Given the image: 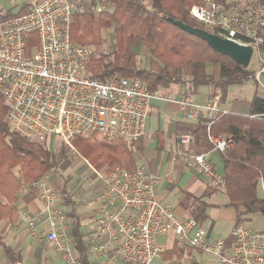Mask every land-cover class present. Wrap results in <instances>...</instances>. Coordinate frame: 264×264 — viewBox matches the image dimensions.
<instances>
[{
  "label": "built area",
  "instance_id": "built-area-1",
  "mask_svg": "<svg viewBox=\"0 0 264 264\" xmlns=\"http://www.w3.org/2000/svg\"><path fill=\"white\" fill-rule=\"evenodd\" d=\"M111 7V0H32L25 14L0 20V97L15 133L48 149L59 140L73 154H78L73 144L76 138L130 145L146 135L151 100L157 92L137 77L93 76L88 66L96 48L71 39L74 15L99 17ZM189 13L221 37L252 46L253 57L257 54L261 64L260 78L264 73L260 51L264 0H203L202 5L191 6ZM179 107L189 122L207 121L213 151L232 149V135L210 133L217 116L230 112L220 107L218 99L205 104L182 100ZM194 145L192 132H179L174 162L182 161L186 169L203 174L211 190H225L226 179L213 165L210 153H197ZM96 173L102 189L94 201L97 220L87 250L97 258L111 262L115 251L126 264H154L165 251L158 238L174 235L179 248L205 253L212 264H264V232L239 225L231 233L230 245L224 239L211 241L195 218L179 217L171 204L158 200V173L140 164L133 172L115 166L108 173ZM261 187L264 192L263 180ZM22 191L41 195L49 225L45 239L62 263L82 264L58 191L46 179L25 184ZM29 225L35 226V217H29Z\"/></svg>",
  "mask_w": 264,
  "mask_h": 264
},
{
  "label": "trees",
  "instance_id": "trees-1",
  "mask_svg": "<svg viewBox=\"0 0 264 264\" xmlns=\"http://www.w3.org/2000/svg\"><path fill=\"white\" fill-rule=\"evenodd\" d=\"M111 2L110 10L99 17L76 14L72 21L71 39L78 44L99 46L103 42V31L112 30L115 39L113 50L108 55L96 53L91 58L88 71L93 76L104 78L120 74L129 78L137 77L154 92L184 84L182 71L189 64H195L192 83L196 86L214 82L204 74L206 63L220 65L221 77L218 82L244 83L252 76L255 77V72H251L240 80L233 79L237 72L243 70L242 66L214 51L202 39L168 21V18H173L217 34V31L212 32L194 20L189 13L191 6L202 5L203 0ZM143 49L150 53L147 67H139L137 63ZM260 51L264 53V45L260 47ZM7 114L8 107L0 97V219H9L15 223L18 219L17 194L22 187L25 184L32 186L50 174L56 175L61 182L59 193L64 203L72 207L71 235L76 244L78 258L82 264H91L86 241L80 233V218L74 208L75 201L68 186L69 180L65 179L60 171L56 151L47 150L37 142H30L18 136L9 126ZM186 130L192 132L195 137L194 149L197 153L212 150L205 119L187 125ZM210 133L232 135L235 139L232 149L221 153L224 160L222 174L226 179L224 192L229 199L226 206L248 215H264V198L258 195L260 182L264 181V98L258 94L254 96L250 116L222 111L210 127ZM73 144L96 169L103 170L119 164L130 172L135 170L131 145L123 141L108 144L96 142L95 139L76 138ZM16 168L17 172L14 171ZM206 209L207 205L202 202L196 206L194 216L198 222L206 220ZM237 223L239 226L240 221ZM232 241V235L226 238L227 245ZM1 246L11 262H21L20 254L3 243Z\"/></svg>",
  "mask_w": 264,
  "mask_h": 264
},
{
  "label": "crops",
  "instance_id": "crops-1",
  "mask_svg": "<svg viewBox=\"0 0 264 264\" xmlns=\"http://www.w3.org/2000/svg\"><path fill=\"white\" fill-rule=\"evenodd\" d=\"M31 2L32 0H17L16 2L13 0H0V20L25 14L30 10ZM185 70L186 73L183 75ZM204 74L208 78L213 79L214 82L200 86L194 85L192 83L194 78V67L192 64H189L182 71V78L185 81L184 84H176L170 88H163L157 91L156 96L151 100L146 135L138 142L130 145L133 147L132 154L135 160V166L139 164L143 165L147 170L160 175L161 181L156 189L157 198L163 203L171 204L179 217L195 218L194 211L198 203L202 202L207 205L206 220L199 222L205 228V223L208 219V209L211 205L219 207L218 204L215 203L216 194H226L224 190L216 192L208 188L204 175L196 170L186 169L182 161L174 162L177 134L181 131H188L186 130L187 125L196 124L186 119L185 113L179 107V102L182 100H190L196 104H205L213 99H218L222 109L250 116L252 101L256 94L253 96L252 100L249 101L230 102L227 100V97L223 96L222 98V94L217 90L216 83L221 77L220 65L206 63L204 65ZM209 153L213 165L220 173H223L224 160L222 154L213 150L209 151ZM14 171L17 172L18 169L16 168ZM52 176L53 175L50 174L44 179L50 184H55L59 189L61 183L52 181ZM101 189L102 182L100 189L92 194H84L83 198H80L82 193H76L74 195L76 200L71 192L72 199L75 201L74 208L80 218V233L84 236L86 247H88L89 240L94 234L97 220L94 201ZM58 195L61 203L65 204L63 198L61 199V194L58 193ZM17 197V221L12 223L9 219H0V264H63L60 254L56 252L45 239V233L49 225L44 213V203L41 195L35 192L25 194L21 189ZM77 197L81 200H78ZM209 201H213L214 203H210ZM228 201L229 199L227 197L224 203L225 206ZM80 205L83 207V213L79 212ZM65 207L67 210H63L68 216L71 234L73 226V219L71 218L72 207L66 204ZM29 217H35L34 227H30ZM237 224L236 221L233 229ZM206 231L211 241L218 239L226 240L232 233L231 231L226 238H215L211 230L206 229ZM160 238H162V240H159ZM174 238V235L160 236L158 238V243L159 241H175ZM1 243L20 254L21 262H11L5 255ZM73 243L75 246L74 239ZM159 246L165 249V251L160 257L154 260V263L156 260L161 259V264H183L182 262L175 263L164 255V253L167 252L164 244L159 243ZM171 248L174 249V245ZM89 256L91 264H112L113 262V264H120V262H123L117 258L115 251L111 262L99 259L91 253H89ZM92 257L96 259L94 263Z\"/></svg>",
  "mask_w": 264,
  "mask_h": 264
},
{
  "label": "rangeland",
  "instance_id": "rangeland-1",
  "mask_svg": "<svg viewBox=\"0 0 264 264\" xmlns=\"http://www.w3.org/2000/svg\"><path fill=\"white\" fill-rule=\"evenodd\" d=\"M205 26V25H204ZM206 27V26H205ZM208 30L214 32L215 30L206 27ZM138 44V42H136ZM91 45V44H90ZM115 45V39L112 34L111 29H107L103 31V42L99 46L92 45L96 48L97 55H108ZM139 45V44H138ZM138 47V46H137ZM150 60V53L143 49L142 54L138 56L137 63L139 67H147ZM258 56L255 54L252 57L249 67H243L241 71L237 72L233 79L240 80L246 74L251 72H255V77L246 82H232V83H222L217 82V90L222 94L221 97H227L230 102L232 101H249L252 100L255 94L264 97V73L261 74L260 78H257V73L261 70V64L258 63ZM195 64H192L194 66ZM186 70L183 75H185ZM6 105V104H5ZM18 136L25 138L18 134ZM30 142H37L34 140H30L25 138ZM81 139V138H79ZM88 140V139H87ZM96 142H103L100 139H95ZM43 148L48 149V146L43 145L37 142ZM80 144V142H78ZM104 143V142H103ZM116 143V142H115ZM112 143V144H115ZM54 147L51 145V149L56 151L59 161H60V171L65 179H68V186L70 191L73 193V197L76 193H82L80 198L84 197V194H92L96 190L100 189L101 180L98 178V173H108L115 166H120L119 164H114L112 166L106 167V169H96L94 168L90 162L85 159L82 154L78 150V154H73L71 151L62 148L59 140L54 141ZM75 145V144H74ZM133 150V147H131ZM88 163H87V162ZM91 167H90V166ZM121 167V166H120ZM95 171H94V170ZM108 170V171H107ZM52 175V174H51ZM52 181H56L61 183L59 178L56 175H53ZM59 193V189L55 186V184H51ZM60 194V193H59ZM258 195L260 197L264 196L263 188L261 187V182L258 188ZM61 196V195H60ZM78 198V197H77ZM78 198V200H81ZM62 199V197H61ZM76 200V198L74 197ZM227 200L226 195L223 193L216 194L215 203L218 204L219 207L211 205L208 209V219L205 223V228L211 230L212 234L215 238H226L232 231L234 224L236 221H240L239 225L244 226L245 228H249L256 231L264 232V215H248L243 211L237 212L234 208L227 207L224 205ZM210 203H214L213 201H209ZM62 208L67 210L65 204H62ZM79 212L83 213V207L79 206ZM238 213L240 216H238ZM159 240H162L160 238ZM173 240V239H172ZM159 243L164 244L167 252L164 253L169 259L173 260L175 263L182 262L183 264H212L211 258L209 255L198 252L192 248H179L177 241H159ZM174 245V249L171 247ZM179 258V259H176ZM93 263L96 260L95 257H92ZM116 262V261H115ZM161 259L155 261L154 264H161ZM114 263V262H113ZM112 263V264H113ZM96 264V263H94ZM107 264V263H103ZM110 264V263H109ZM120 264H125L124 262H120Z\"/></svg>",
  "mask_w": 264,
  "mask_h": 264
},
{
  "label": "water",
  "instance_id": "water-1",
  "mask_svg": "<svg viewBox=\"0 0 264 264\" xmlns=\"http://www.w3.org/2000/svg\"><path fill=\"white\" fill-rule=\"evenodd\" d=\"M168 21L183 31L202 39L214 51L231 58L236 64L245 68L249 67L254 53L252 46L238 44L234 41L221 37L218 34L211 33L201 28L192 27L173 18H168Z\"/></svg>",
  "mask_w": 264,
  "mask_h": 264
}]
</instances>
